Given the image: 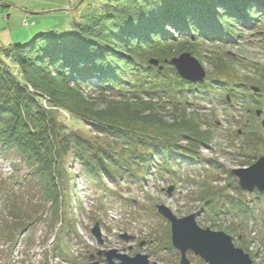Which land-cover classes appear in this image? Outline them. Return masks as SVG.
<instances>
[{"label": "trees", "instance_id": "1", "mask_svg": "<svg viewBox=\"0 0 264 264\" xmlns=\"http://www.w3.org/2000/svg\"><path fill=\"white\" fill-rule=\"evenodd\" d=\"M263 24L264 0H111L90 24L78 25L77 32L42 34L3 49L18 73L0 60V147L15 151L33 166L50 189L47 199L57 206L61 188L69 182L71 157L97 184L105 174L116 179L145 176L153 168L176 174V165L182 162L199 164L203 159L198 153L209 146L213 134L210 129L202 131L201 115L190 95L216 96L217 85L230 86L223 96L227 104L235 97L244 99L247 94L238 95L235 89L244 91L247 86L215 79L213 73L194 84L182 79L170 61L186 52L202 60L200 43L234 45L235 40L247 45L244 32ZM152 59L160 66H151ZM230 63L225 57L216 60L214 73L231 71ZM84 86L94 90L93 99L85 96ZM251 91L256 108L261 107L256 98L264 89ZM44 96L55 111L43 108ZM191 108L194 117L188 119ZM61 110L95 127L97 135L88 139L69 131L60 121ZM166 114H171L172 123L166 122ZM212 190L198 198L211 207L213 219L220 221L221 214L237 209L242 215L250 211L243 198L226 211L223 206L215 208L217 191ZM202 211L206 212L204 206ZM237 225L230 230L247 228V222Z\"/></svg>", "mask_w": 264, "mask_h": 264}, {"label": "rangeland", "instance_id": "2", "mask_svg": "<svg viewBox=\"0 0 264 264\" xmlns=\"http://www.w3.org/2000/svg\"><path fill=\"white\" fill-rule=\"evenodd\" d=\"M110 1L0 0V4L6 5L0 7V60L18 73L3 49L27 44L42 34L59 37L77 32L78 25L90 24ZM248 31L244 32L242 40L247 45L240 46L235 40L234 45L200 43L199 50L204 58L201 60L193 55L202 63L208 77L213 73L215 79L247 86L244 91L243 88L235 89L238 95L247 94L244 99L243 96L238 100L235 97L227 104L223 96L230 86L217 85L220 89L215 90L216 96L198 95L195 99V95H190V101L198 108L196 113L201 115L202 131L210 129L213 134L209 146H202L198 153L204 163L191 166L182 162L176 165V174L162 173L156 168L145 176L124 175L116 179L105 174L98 177L100 184H97L77 158L71 157L67 164L69 182L61 188V201L57 206L47 199L50 189L36 176L33 166L15 151L0 147V264H87L91 256L98 257L99 252L109 250L130 257L147 255L150 264H180V253L171 242V226L158 213V205H165L178 218L196 214L201 228L229 234L236 246L252 256L264 248V221L263 224L259 222L260 228L250 233V228L232 231L233 223L238 226L237 223L243 221L251 226L252 215L264 218V205L261 204L264 196L256 190L253 193L243 191L232 174V170L249 168L264 156V113L261 118L255 116V109L264 112V93L256 98L263 104L258 108L250 97L253 95L251 86L264 89V26ZM224 57L231 61L232 70L214 73L213 63ZM82 89L85 96L92 99L96 96L92 88L84 86ZM48 100L44 96L43 108L55 111ZM193 112V108L187 111L188 119ZM169 115L163 117L172 123ZM59 118L69 131L88 139L97 135L95 127L73 119L68 112L59 111ZM257 137H261L263 143ZM181 144L188 145L185 140H181ZM247 162L252 164L245 166ZM213 164L218 170L213 169ZM171 188L172 193H168ZM211 188L217 191L215 208L223 206L226 211L243 198L249 209L254 210L242 215L237 209L221 214L220 221L213 219L211 207L203 205L198 198ZM203 206L206 212L202 211ZM239 208L244 210V207ZM97 224L102 231L103 245L92 234ZM126 234L133 237L132 240L127 242L121 238ZM188 256L192 264H199L197 260L200 259L193 254ZM257 258L259 264H264V257Z\"/></svg>", "mask_w": 264, "mask_h": 264}, {"label": "water", "instance_id": "3", "mask_svg": "<svg viewBox=\"0 0 264 264\" xmlns=\"http://www.w3.org/2000/svg\"><path fill=\"white\" fill-rule=\"evenodd\" d=\"M5 6L0 4V7ZM170 62L179 76L191 83H202L208 77V72L202 63L189 52L171 59ZM150 65L159 67L160 62L152 59ZM160 69L163 70L162 67ZM251 89L255 93L261 92V89L254 86ZM232 174L243 191L253 193L256 190L264 195V156L249 168L232 170ZM172 191L171 188L168 193H172ZM157 211L171 226L172 245L180 253V264H192L188 257L189 252L200 258L205 264H254L249 254L235 246L233 238L229 234L213 231L211 228H201L197 222L196 214L178 218L165 205H158ZM92 234L100 245L104 244L99 224L92 230ZM121 238L128 242L133 237L126 234ZM98 256L103 257L106 264H150L149 257L143 254L130 257L118 253L117 250H109L99 252ZM94 258L95 256H91L92 261L87 264H101L99 261H93Z\"/></svg>", "mask_w": 264, "mask_h": 264}, {"label": "flooded vegetation", "instance_id": "4", "mask_svg": "<svg viewBox=\"0 0 264 264\" xmlns=\"http://www.w3.org/2000/svg\"><path fill=\"white\" fill-rule=\"evenodd\" d=\"M264 112H257V118H261L262 117V114H263ZM93 260H98L100 263H102V264H106V262H105V259L103 258V257H95Z\"/></svg>", "mask_w": 264, "mask_h": 264}, {"label": "built area", "instance_id": "5", "mask_svg": "<svg viewBox=\"0 0 264 264\" xmlns=\"http://www.w3.org/2000/svg\"><path fill=\"white\" fill-rule=\"evenodd\" d=\"M262 252H263V248L258 251L259 254L256 253L257 257L262 258ZM257 261H258V259H257Z\"/></svg>", "mask_w": 264, "mask_h": 264}, {"label": "bare ground", "instance_id": "6", "mask_svg": "<svg viewBox=\"0 0 264 264\" xmlns=\"http://www.w3.org/2000/svg\"><path fill=\"white\" fill-rule=\"evenodd\" d=\"M199 163H200V164H201V163H204V161H203V162H199ZM262 254H263V253H262ZM263 257H264V256H262V258H263Z\"/></svg>", "mask_w": 264, "mask_h": 264}]
</instances>
